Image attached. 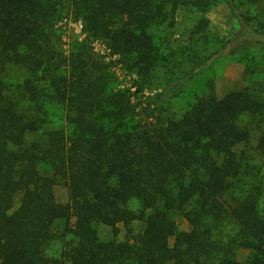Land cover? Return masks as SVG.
Returning a JSON list of instances; mask_svg holds the SVG:
<instances>
[{
  "label": "trees",
  "instance_id": "16d2710c",
  "mask_svg": "<svg viewBox=\"0 0 264 264\" xmlns=\"http://www.w3.org/2000/svg\"><path fill=\"white\" fill-rule=\"evenodd\" d=\"M227 2L238 33L226 48L264 49V34ZM73 7L85 37L66 53L54 0H0V264H241L240 253L264 264V199L244 179L238 150L251 136L242 117L264 120V102L248 89L209 91L180 118L142 117V87H123L109 58L149 83L161 60L150 29L166 21L164 5ZM10 66L28 72L22 85L6 81ZM51 104L64 107L66 126L43 136ZM258 150L264 171V132ZM176 215L191 230L180 231ZM63 220L74 223L58 258L49 250ZM100 224L112 239H101ZM137 224L144 229L134 233Z\"/></svg>",
  "mask_w": 264,
  "mask_h": 264
},
{
  "label": "rangeland",
  "instance_id": "374dc122",
  "mask_svg": "<svg viewBox=\"0 0 264 264\" xmlns=\"http://www.w3.org/2000/svg\"><path fill=\"white\" fill-rule=\"evenodd\" d=\"M54 1L59 5L56 28L62 35L64 50L69 53L84 40L81 20L73 7L74 0ZM152 1L164 5L168 14L164 23L150 29L161 55L152 80L143 82L126 63L120 64L117 58H109L114 62L112 67L123 87H131L133 92L138 85L142 87V92L134 98L142 117L154 113L156 118H165L169 114L180 118L197 96L209 91H215L218 98H223L231 92L248 89L264 102V49L254 48L233 54L230 53L233 43L226 48L238 33L237 22L227 0ZM233 3L249 25L264 34V0H233ZM93 46L101 54L110 53L101 41L94 42ZM5 76L6 81L16 87L24 83L28 72L24 67L10 66ZM48 109L50 122L43 127L40 134L43 136L66 126V111L62 105L51 104ZM241 120L251 133L248 143L238 148L244 153L248 168L244 179L255 188V193L259 190L264 199V171L258 150L264 120H253L247 116ZM56 195L58 202L67 203L68 193L64 187H58ZM21 198L22 195L17 196V208ZM175 219L180 231L191 230V225L181 215H176ZM73 223L74 220L70 224L63 220L56 224V240L49 250L52 256L59 258L63 255ZM97 228L102 240L113 238L111 229L101 224ZM134 228V233L144 229L142 224ZM119 237L124 240L129 236L123 230ZM247 259V253H240L241 264H247Z\"/></svg>",
  "mask_w": 264,
  "mask_h": 264
}]
</instances>
